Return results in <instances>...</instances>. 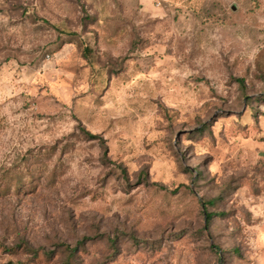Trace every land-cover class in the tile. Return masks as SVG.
<instances>
[{"label":"rangeland","instance_id":"1","mask_svg":"<svg viewBox=\"0 0 264 264\" xmlns=\"http://www.w3.org/2000/svg\"><path fill=\"white\" fill-rule=\"evenodd\" d=\"M260 153L264 0H0V264H264Z\"/></svg>","mask_w":264,"mask_h":264},{"label":"trees","instance_id":"2","mask_svg":"<svg viewBox=\"0 0 264 264\" xmlns=\"http://www.w3.org/2000/svg\"><path fill=\"white\" fill-rule=\"evenodd\" d=\"M86 133L88 134V136L92 137V138H96L97 135H94V134H90L89 132L86 131ZM102 143H103V140H102ZM104 154L106 155V149L104 150ZM205 213V217H206V226H208V224L210 223V220L211 218L213 217V213L211 212H204Z\"/></svg>","mask_w":264,"mask_h":264},{"label":"water","instance_id":"3","mask_svg":"<svg viewBox=\"0 0 264 264\" xmlns=\"http://www.w3.org/2000/svg\"><path fill=\"white\" fill-rule=\"evenodd\" d=\"M260 154H262L264 156V153H260Z\"/></svg>","mask_w":264,"mask_h":264}]
</instances>
